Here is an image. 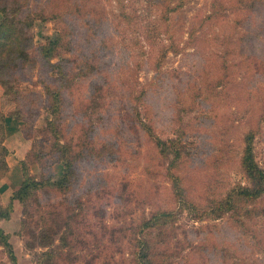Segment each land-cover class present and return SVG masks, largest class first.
I'll use <instances>...</instances> for the list:
<instances>
[{
	"label": "rangeland",
	"instance_id": "1",
	"mask_svg": "<svg viewBox=\"0 0 264 264\" xmlns=\"http://www.w3.org/2000/svg\"><path fill=\"white\" fill-rule=\"evenodd\" d=\"M20 4L0 264H264V0Z\"/></svg>",
	"mask_w": 264,
	"mask_h": 264
},
{
	"label": "trees",
	"instance_id": "2",
	"mask_svg": "<svg viewBox=\"0 0 264 264\" xmlns=\"http://www.w3.org/2000/svg\"><path fill=\"white\" fill-rule=\"evenodd\" d=\"M10 0H0V14L2 20L0 21V85H5L13 81L15 75V69H21L23 63L27 61L28 50L30 49L31 34L30 29L32 27V19L25 11L26 5H21L20 0H14L15 3L9 5ZM45 55L48 51V47H45ZM15 81H13L14 83ZM8 119V118H7ZM5 121V119H4ZM252 135L246 137V147L244 151V163L250 174V177L256 178V175L263 176V172L254 162L252 151ZM161 141H158V143ZM0 149L2 154L0 158L4 161V167L7 168L5 163V157L8 153L7 148L0 140ZM69 167V166H67ZM2 181H0L1 183ZM27 187V182L24 179L19 184L16 195L21 197L23 191ZM16 197V198H17ZM8 211L0 210V219L7 218ZM0 236L2 237L3 245L8 248L9 255L12 260H15L16 256L11 251V243L9 240V234L0 229Z\"/></svg>",
	"mask_w": 264,
	"mask_h": 264
},
{
	"label": "crops",
	"instance_id": "3",
	"mask_svg": "<svg viewBox=\"0 0 264 264\" xmlns=\"http://www.w3.org/2000/svg\"><path fill=\"white\" fill-rule=\"evenodd\" d=\"M8 166H9V173L4 177L3 181L0 183V188L1 187H5L4 188V193H6V195H10L14 190H17L19 184L21 183L22 181V176L21 177H15V179L12 178L11 176V170L13 168V166H15V164L11 165V163L9 164L8 163ZM5 233H8L7 231H5ZM9 240L11 242L12 240V235L9 234Z\"/></svg>",
	"mask_w": 264,
	"mask_h": 264
}]
</instances>
